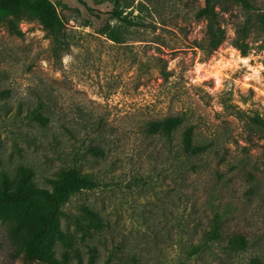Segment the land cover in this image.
<instances>
[{"label": "rangeland", "instance_id": "rangeland-1", "mask_svg": "<svg viewBox=\"0 0 264 264\" xmlns=\"http://www.w3.org/2000/svg\"><path fill=\"white\" fill-rule=\"evenodd\" d=\"M52 1L66 23L57 52L37 19L17 21L22 35L0 21V184L22 168L49 189L72 166L96 180L63 205L72 246L57 239L55 254L68 249L71 264H264V129L251 120L264 118L262 28L242 52L245 8L230 3L226 38L206 54L204 0ZM106 24L120 41L102 33ZM175 114L185 122L172 139L146 132L148 120ZM186 125L204 153L181 152ZM84 206L100 227L76 222ZM215 212L223 238L189 256ZM0 264H30L1 219Z\"/></svg>", "mask_w": 264, "mask_h": 264}, {"label": "trees", "instance_id": "trees-1", "mask_svg": "<svg viewBox=\"0 0 264 264\" xmlns=\"http://www.w3.org/2000/svg\"><path fill=\"white\" fill-rule=\"evenodd\" d=\"M254 0H204L198 9L197 16L205 19V33L197 44L204 53L211 54L223 43L226 31L221 23V17L228 12L230 3H240L245 13L238 21L235 45L246 51V39L254 25L258 24L264 31V10H256ZM89 10L91 8L87 6ZM121 19L120 13L117 15ZM22 18L37 19L52 39V45L57 52L64 45L66 23L59 14L52 0H0V21L8 20L12 32L22 35L17 21ZM102 33L112 40L120 41L111 25L102 27ZM4 91H0V99ZM242 119L247 116L237 111ZM255 125L264 129V118L256 113L251 117ZM185 122L182 114L169 115L164 118L150 119L146 122V132L172 139L173 134ZM264 138V135L262 136ZM182 150L186 156H197L207 150L206 144L197 142L195 127L186 125L182 131ZM31 170L22 168L13 181L0 184V219L7 223V234L16 247L18 256L26 263L71 264V254L66 249L61 256L55 254L54 243L62 240L66 246H72V241L64 234L60 218L65 213L63 205L70 197L79 191L93 189L97 186L91 174L82 171L78 166L61 169L57 178H49L52 189L42 187L30 180ZM32 174V172H31ZM84 213L76 216V222L83 226L100 227L103 224L101 215L89 206H84ZM223 216L215 212L208 229H204L201 241L192 244L188 255L200 253L205 246L223 238ZM233 238V237H232ZM233 240V239H232ZM79 262L81 254L76 253Z\"/></svg>", "mask_w": 264, "mask_h": 264}]
</instances>
